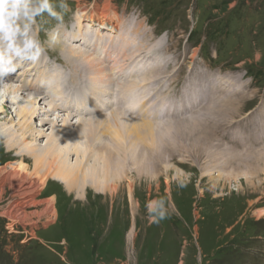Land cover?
<instances>
[{
	"label": "rangeland",
	"instance_id": "374dc122",
	"mask_svg": "<svg viewBox=\"0 0 264 264\" xmlns=\"http://www.w3.org/2000/svg\"><path fill=\"white\" fill-rule=\"evenodd\" d=\"M66 3L65 10L56 8L60 20L46 12L35 18L33 32L43 48L40 62H19L9 77L0 78V94L6 93V85L18 86L22 93L7 92L19 103L0 99L6 110V115L0 113V264H264V0ZM106 7L117 17V35L119 28L131 33L136 27V34L129 37H137V46L128 45L138 48L139 60L132 66L143 69L135 82L139 93L148 92L146 100L152 102L145 108H154L150 98H164L162 108L177 101L175 112L162 121L153 115V126L138 130L143 134L138 136L148 138L139 137L137 144L149 164L138 173L129 168L116 190L88 188L79 197L49 180L40 189L35 182L30 189L16 191L6 164L15 162L21 151L17 144L8 149L5 141L6 132L17 131L14 138L19 134L22 119L15 112L25 106L24 96L34 98L35 91L22 82L36 80L34 66L69 72L71 67L50 45V38L57 35L72 42L61 38L67 33L62 28H70L80 11L88 17ZM94 23L93 28L98 27ZM72 45L87 53L93 50L79 41ZM128 59L125 55L124 62H131ZM75 62L88 66L83 60ZM151 64H157L160 73L152 74ZM65 75L61 73V81ZM152 78L156 81L150 83ZM129 80L123 85H131ZM40 107L45 117L47 107L43 103ZM141 109L125 117L145 118ZM63 113L57 122L60 130ZM42 119L31 121L39 133L36 146H42L50 133ZM78 120H69L68 128L76 130ZM105 138H110L109 133ZM150 139L154 142L148 149ZM29 190L31 197L17 196ZM51 196L54 214H41ZM29 198L36 205L23 208V215L9 216L13 204Z\"/></svg>",
	"mask_w": 264,
	"mask_h": 264
},
{
	"label": "bare ground",
	"instance_id": "6f19581e",
	"mask_svg": "<svg viewBox=\"0 0 264 264\" xmlns=\"http://www.w3.org/2000/svg\"><path fill=\"white\" fill-rule=\"evenodd\" d=\"M107 9L108 7L104 8L100 13H90L88 17L84 16L87 12L80 11L76 21L70 25L71 30L67 31L70 29L69 26L62 28L67 33L60 35L61 38H66L72 42H63L56 35L54 36L55 41L50 43V45L52 44L58 48L60 56L67 60L68 66L73 68H70L72 72L70 70L69 72H56L47 66H34L36 69L34 72L38 73L37 76H42L39 79L37 77L32 82H22L21 86H28L29 90L35 91L32 94L34 98L24 96L25 106L20 107L15 112V116L22 119V123L18 127L19 134L14 138L17 131L6 132L5 141L8 149L14 148L17 144L18 151H21L15 162L6 164L11 170L10 174L16 183L15 185H17L16 191L21 192L22 190L30 189L35 182L38 184L37 188L40 189L49 180H56L63 185L65 190L81 197L88 188L95 192L116 190L117 185L122 184V178H125L129 168L137 173L140 167L147 168L149 164L147 161L148 156L144 154L143 150L138 149L137 139L141 137L144 141V139L148 138L146 135L138 136L141 134H139L138 130L141 129L143 131V126H153L152 117L155 118L153 115H156L157 119L162 121L165 116L174 113L173 107H175L174 104L177 101L170 102V107L168 108H162L166 101L164 98H159L158 101L155 98H150V100L153 99V102L155 101L154 108L152 110H149V106L145 108V105L149 103L146 96L148 92L139 93V85L137 81L135 82V78L139 80V77H142L143 69L141 70L135 65L132 66L135 62L134 60L137 59L135 56H137L138 48L133 50L128 45L129 42L134 43V45L136 43L137 37L135 39L129 37V35L136 34V27L132 30L134 33H130L129 28H125L126 30L119 28L117 35V31L115 32L118 27L117 23H115L117 17L110 11L109 13ZM84 20H86V24L83 25L81 22ZM88 20L89 22H87ZM94 22H97L98 27L93 28V26H96ZM103 30L109 31L110 34L116 33V37L106 34ZM77 41L84 47H93V50L87 53L80 47L74 48L72 43ZM125 55L126 57L129 56L128 61L131 60V62H124ZM73 60H83L88 66L85 67L82 63L77 62L73 63ZM47 61L49 60L45 62ZM152 64L150 66L153 68L151 73L156 75L161 68L157 67V64ZM73 65L76 66L74 67ZM126 69H129L128 73H125ZM48 71L53 73L49 74ZM61 73H67L64 81H61V77H63ZM69 74L71 76H68ZM72 76L76 78L75 81L72 80ZM131 76L134 79L129 80ZM126 80H129L131 85L127 87L123 85V81ZM151 81L155 82L156 80L154 81L152 78L149 82L152 83ZM142 83L141 85L146 84ZM110 84H114V86L108 90ZM21 86L20 88L22 89ZM3 89V92L6 93L0 94L1 100H4V102L8 100L12 103L18 101L19 103L18 97L13 96V98L7 95V92L8 94H19L18 90L20 89L18 86L6 85ZM19 95H22V93ZM44 98H50V100ZM41 103L44 104V107H47L43 110V113H46L45 117L40 112ZM140 107L142 108L140 115L145 114V118L140 117L142 119L140 120L133 117L130 120V118L125 117L128 113H138ZM62 109L66 110L62 111ZM182 110H184L183 106ZM62 112H64V117L60 121L63 122V127L60 130L57 128V122L60 119L59 116H61L59 114ZM0 113L6 115L5 106H0ZM37 116L43 117L42 126L48 122L49 127L47 129H50V133L42 146H36L35 144L39 133L33 126L32 120ZM51 116H55L54 120L51 119ZM73 117L80 119L76 122L78 124L76 130L68 128L69 120ZM110 117L113 120L107 119ZM78 128L79 130L77 131ZM106 133L110 135L108 140L105 138ZM153 142L152 139H150V142L148 140V149L153 147ZM73 155H75L74 161H71V156ZM27 159L33 162L28 164ZM149 160L151 161V158ZM24 184H27V186L24 187ZM36 191H34L35 194L37 193ZM31 195H33V191L29 190L17 196L31 197ZM30 199L13 204L10 210L7 211L9 216L23 215L25 213L23 208L36 205L34 201L29 202ZM53 200L51 196L46 201L41 214H54ZM3 214L6 213L4 212ZM27 224L29 225V223Z\"/></svg>",
	"mask_w": 264,
	"mask_h": 264
},
{
	"label": "clouds",
	"instance_id": "9594fccd",
	"mask_svg": "<svg viewBox=\"0 0 264 264\" xmlns=\"http://www.w3.org/2000/svg\"><path fill=\"white\" fill-rule=\"evenodd\" d=\"M67 8L66 0H0V78L15 71L16 64L23 61L37 62L43 51L38 35L33 32L35 18L48 13L60 20L56 11ZM55 37L50 38V43Z\"/></svg>",
	"mask_w": 264,
	"mask_h": 264
}]
</instances>
